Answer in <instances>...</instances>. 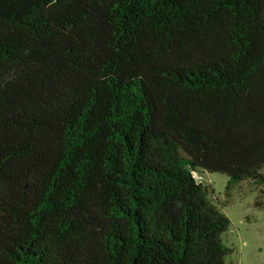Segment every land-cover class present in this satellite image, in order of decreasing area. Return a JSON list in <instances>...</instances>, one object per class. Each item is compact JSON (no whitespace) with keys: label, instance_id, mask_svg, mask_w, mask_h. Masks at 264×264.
<instances>
[{"label":"trees","instance_id":"trees-1","mask_svg":"<svg viewBox=\"0 0 264 264\" xmlns=\"http://www.w3.org/2000/svg\"><path fill=\"white\" fill-rule=\"evenodd\" d=\"M193 173L264 205V0H0V264H228Z\"/></svg>","mask_w":264,"mask_h":264},{"label":"rangeland","instance_id":"rangeland-1","mask_svg":"<svg viewBox=\"0 0 264 264\" xmlns=\"http://www.w3.org/2000/svg\"><path fill=\"white\" fill-rule=\"evenodd\" d=\"M203 179L214 190L210 199L215 204V198L218 200L219 210L230 221L228 231L222 236L224 245L232 251L227 263L264 264V205H256L259 190L250 183H241L226 196L227 176L206 173Z\"/></svg>","mask_w":264,"mask_h":264},{"label":"built area","instance_id":"built-area-1","mask_svg":"<svg viewBox=\"0 0 264 264\" xmlns=\"http://www.w3.org/2000/svg\"><path fill=\"white\" fill-rule=\"evenodd\" d=\"M193 178L199 183L204 181L202 175L199 173H193Z\"/></svg>","mask_w":264,"mask_h":264}]
</instances>
